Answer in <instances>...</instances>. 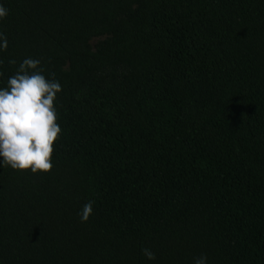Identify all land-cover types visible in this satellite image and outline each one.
<instances>
[{"label": "trees", "instance_id": "1", "mask_svg": "<svg viewBox=\"0 0 264 264\" xmlns=\"http://www.w3.org/2000/svg\"><path fill=\"white\" fill-rule=\"evenodd\" d=\"M0 3V87L61 85L51 170L0 168V264H264V0Z\"/></svg>", "mask_w": 264, "mask_h": 264}, {"label": "clouds", "instance_id": "2", "mask_svg": "<svg viewBox=\"0 0 264 264\" xmlns=\"http://www.w3.org/2000/svg\"><path fill=\"white\" fill-rule=\"evenodd\" d=\"M7 15L8 9L0 3V20ZM7 47L8 40L0 32V51ZM39 64L38 59H23L15 74L7 78L6 87H0V168L37 174L48 173L53 167V143L61 134L54 101L61 85L46 79ZM93 204L88 201L82 206L78 212L81 222L88 220ZM142 255L155 260V253L148 248L142 249ZM193 264H208V258L203 254L194 257Z\"/></svg>", "mask_w": 264, "mask_h": 264}]
</instances>
